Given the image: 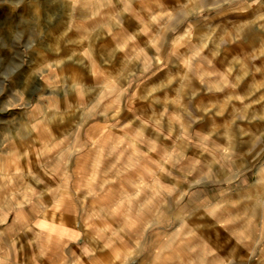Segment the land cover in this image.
Masks as SVG:
<instances>
[{"label":"clouds","instance_id":"clouds-1","mask_svg":"<svg viewBox=\"0 0 264 264\" xmlns=\"http://www.w3.org/2000/svg\"><path fill=\"white\" fill-rule=\"evenodd\" d=\"M0 264H264V0H0Z\"/></svg>","mask_w":264,"mask_h":264}]
</instances>
